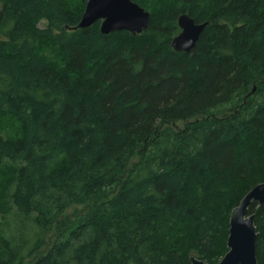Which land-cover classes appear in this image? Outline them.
Masks as SVG:
<instances>
[{
	"label": "trees",
	"instance_id": "obj_1",
	"mask_svg": "<svg viewBox=\"0 0 264 264\" xmlns=\"http://www.w3.org/2000/svg\"><path fill=\"white\" fill-rule=\"evenodd\" d=\"M131 1L141 35L75 29L86 0H0V264H219L264 184V0ZM184 14L208 23L190 54Z\"/></svg>",
	"mask_w": 264,
	"mask_h": 264
},
{
	"label": "water",
	"instance_id": "obj_2",
	"mask_svg": "<svg viewBox=\"0 0 264 264\" xmlns=\"http://www.w3.org/2000/svg\"><path fill=\"white\" fill-rule=\"evenodd\" d=\"M99 22L102 35L128 32L135 36L148 30L150 14L131 0H86L85 11L75 29H89ZM178 27L180 34L173 39L172 48L177 53L190 54L208 23L198 25L190 16L184 14L178 18ZM255 205L264 206V184L250 191L232 211L228 252L219 264H258L259 235L255 227V215L250 213V209ZM191 264L207 263L192 257Z\"/></svg>",
	"mask_w": 264,
	"mask_h": 264
},
{
	"label": "rangeland",
	"instance_id": "obj_3",
	"mask_svg": "<svg viewBox=\"0 0 264 264\" xmlns=\"http://www.w3.org/2000/svg\"><path fill=\"white\" fill-rule=\"evenodd\" d=\"M40 27L44 28L45 23H42ZM16 127L17 125L13 123L12 121H8V119H5L4 121L0 123V128H2L5 133L11 136H16V132H15ZM176 127L177 128L183 127V123H178ZM82 212H83V208L73 207L67 212L66 217H75L78 213H82Z\"/></svg>",
	"mask_w": 264,
	"mask_h": 264
},
{
	"label": "flooded vegetation",
	"instance_id": "obj_4",
	"mask_svg": "<svg viewBox=\"0 0 264 264\" xmlns=\"http://www.w3.org/2000/svg\"><path fill=\"white\" fill-rule=\"evenodd\" d=\"M180 30V29H179Z\"/></svg>",
	"mask_w": 264,
	"mask_h": 264
}]
</instances>
